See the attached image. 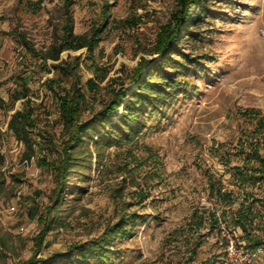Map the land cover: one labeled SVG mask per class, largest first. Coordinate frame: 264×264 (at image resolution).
Wrapping results in <instances>:
<instances>
[{"label":"rangeland","instance_id":"1","mask_svg":"<svg viewBox=\"0 0 264 264\" xmlns=\"http://www.w3.org/2000/svg\"><path fill=\"white\" fill-rule=\"evenodd\" d=\"M69 1L65 7V0H0V174L5 180L0 233L8 247L0 252V264H82L78 255L87 252L125 206V213L142 218L127 234L111 240L106 264H221L232 228L223 223L219 229L211 227L208 220L195 232L188 227L193 210L217 208L207 197L204 170L233 188L230 167L236 159L232 156L225 165L224 155H231L239 137L243 111L255 109L264 115V0H200L189 11V30L180 29L179 53L171 60L179 63L188 55L197 63L176 66V71L162 67L176 76V85L159 106L162 112L145 114L146 124L135 138L103 149L100 162L93 142L106 127L94 128L82 144L90 162L70 173L60 220L34 254L41 230L37 211L48 205L56 186L52 170L37 160L54 159L65 134L55 98L43 86L55 75L53 62L40 64L30 47L44 49L56 41L67 13L74 34L102 24L93 51L68 50L60 59L70 64L78 59L81 90L87 96L89 79L97 96L110 80L116 87L122 84L128 94L135 86L129 79L140 62L149 61L141 77L158 62L153 53L157 34L179 9L177 0ZM126 19L134 25L122 26ZM94 65L101 70L97 78ZM101 73L106 75L99 81ZM22 75L50 140L49 145L40 140L44 150L27 163L22 161V145L6 128L11 113L21 108L20 100L11 104L10 93ZM63 84L67 88L70 79ZM98 108L97 101L89 102L81 118ZM121 114L122 104L108 115V123L114 124ZM139 193L147 198L141 201ZM69 249H74L71 256L63 257ZM239 258L242 264H264V248L243 249Z\"/></svg>","mask_w":264,"mask_h":264},{"label":"trees","instance_id":"2","mask_svg":"<svg viewBox=\"0 0 264 264\" xmlns=\"http://www.w3.org/2000/svg\"><path fill=\"white\" fill-rule=\"evenodd\" d=\"M199 1L177 0L178 12L172 15L170 23L162 26L156 37L153 53L158 55V62L151 65L142 77L141 73L149 61L140 62L129 79V83L135 84V86L128 94L122 84L116 87L110 80L105 85L104 94L97 96L95 82L89 79L86 84L91 93L90 96H87L81 90L78 59L73 58L72 64L60 59V54L68 50L93 51L100 40L102 24L99 27H92L86 33L74 34L70 14L67 13L56 41L44 49L30 47L34 56L40 59V64H44L47 60L53 62L52 68L55 75L47 78L43 82V86L55 98L62 132L65 134L62 146L54 159L47 160V157H42V160H37L52 170L56 177V186L52 191L48 205L42 211H37V220L41 224V230L36 235L34 254H38L40 248L43 247L46 232L50 231L60 220V206L64 201L62 198L70 173L74 172L76 168H83L84 162H90V153H85L82 144L88 142V139L91 138L90 134L94 133V128L104 129L106 127V131L93 142L96 160L100 162V152L103 149L111 144L135 138L146 124L143 118L145 114L162 112L160 104L176 85V76L167 75L162 67H171L176 71V66L191 64V62L197 63L194 61L195 57L188 55H183L179 63H173L171 56L179 53L177 35L184 26L189 30L186 24L192 21L188 17L189 11ZM68 2L70 1L65 0V7ZM65 11L67 12V9ZM120 24L129 27L134 25V22L126 19ZM190 29L192 28L190 27ZM13 36L28 44L23 39L24 37L17 32H13ZM99 71L101 72L94 65L95 78L98 77ZM105 75V73L102 74L99 81H102ZM65 79H70L67 88L63 84ZM17 82L16 87L10 93V102L14 104L20 100L21 108L11 113L6 128L23 147L22 161L29 162L36 151L44 150L45 147H41L40 140H44L48 145L50 140H48V134L44 127L40 126L42 119L38 113V104L29 95L25 77L19 76ZM93 101L98 102L99 108L94 110L89 118H81V112L85 105ZM121 104L122 114L114 124L108 123L110 121L108 115L116 111ZM242 116L243 124L240 127V134L232 153L224 155L225 165L231 164L232 156L236 159V163L230 167L233 188L229 189L224 186L220 180L215 179L211 173L204 170L207 197L214 201L217 208L214 211L193 210L188 229H193L195 232V229L205 226L206 220L212 223L211 227L214 225L218 229L219 223H223L225 228H232L230 233L234 236L237 246L255 252L264 248V115L255 109H246ZM84 157L86 159H83ZM4 184L5 180L0 174V194L5 190ZM136 195L141 201L147 198L146 193ZM126 210H128L126 206L121 207L116 220L107 226L96 240H93V244L89 245L87 252L82 251L78 255L82 264H106L109 259L111 240L116 236L127 234V228L132 227L137 220L142 218V215L136 213H125ZM217 210L218 214H216ZM7 249L6 242L0 233V252ZM72 251L74 249H69L62 256L70 257Z\"/></svg>","mask_w":264,"mask_h":264},{"label":"built area","instance_id":"3","mask_svg":"<svg viewBox=\"0 0 264 264\" xmlns=\"http://www.w3.org/2000/svg\"><path fill=\"white\" fill-rule=\"evenodd\" d=\"M24 162L27 163L26 161ZM8 209L14 211L15 207L10 206ZM228 234L224 244V258L221 264H242V258H239V253L240 251L242 252L243 248L236 245L232 234Z\"/></svg>","mask_w":264,"mask_h":264}]
</instances>
